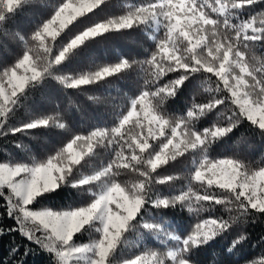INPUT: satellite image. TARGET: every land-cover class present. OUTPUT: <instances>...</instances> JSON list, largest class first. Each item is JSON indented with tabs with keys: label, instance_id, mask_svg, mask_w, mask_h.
<instances>
[{
	"label": "snow or ice",
	"instance_id": "snow-or-ice-1",
	"mask_svg": "<svg viewBox=\"0 0 264 264\" xmlns=\"http://www.w3.org/2000/svg\"><path fill=\"white\" fill-rule=\"evenodd\" d=\"M28 3L0 0V33L23 45L12 62L0 66V136L66 128L58 115L9 127L28 92L48 79L64 89L82 90L139 70L143 84L110 126L73 134L42 159H0V208L14 221L8 232L43 249L52 264H195L194 253L230 231L240 217L264 215V162L209 155L242 122L264 137V10L255 12L264 0H138L125 5L122 14L99 19L94 18L109 0H57L30 35L9 33L7 22ZM132 31L152 41L143 60L120 56L87 71L62 74L91 43ZM198 76L215 78L214 88H204L210 93L206 101L197 99L193 82ZM186 89L192 91L191 101L181 114L170 113L167 105ZM213 115L215 121L197 127ZM100 150L108 153L107 162L84 171ZM186 155L192 157L186 190L156 194L154 185L175 179L160 177L157 170ZM127 174L135 178L121 181ZM64 188L75 190L82 202L37 207ZM177 206L198 217L186 235L175 234L163 217L149 212ZM216 206L236 215L200 218ZM4 232L0 228V235ZM85 233L90 239L78 242ZM132 233L135 245L129 240ZM147 237L165 250L140 247ZM244 239L233 240L227 251ZM18 251L13 247L12 259L0 264H13ZM247 264H264V253Z\"/></svg>",
	"mask_w": 264,
	"mask_h": 264
},
{
	"label": "trees",
	"instance_id": "trees-1",
	"mask_svg": "<svg viewBox=\"0 0 264 264\" xmlns=\"http://www.w3.org/2000/svg\"><path fill=\"white\" fill-rule=\"evenodd\" d=\"M137 2L138 0H109V6L94 19L122 14L126 10L125 5ZM56 3L57 0H29L28 5L7 22L8 32L30 35L36 24L47 17ZM262 10H264V6L257 7L255 12ZM151 46L152 41L141 31L126 32L122 35H111L107 39H98L91 43L81 55L74 57L70 63L66 64L62 74L87 71L95 64L114 62L120 56L143 60L148 54L146 50ZM22 47L23 45L13 41L10 35L6 37L0 33V66L12 62L20 54ZM256 54L260 55L261 53L257 50ZM214 80L213 77L211 81H205L204 76H198L197 80L193 82L198 100L206 101L209 98L210 93L205 92L204 88H214ZM142 84L143 79L139 70L126 73L122 77L110 78L101 85L85 86L82 90L64 89L56 81L46 80L28 92L10 118L9 127L19 126L34 117L58 115L61 122L66 124V128H40L0 136V159L11 158L20 161H29L32 157L42 159L56 148L61 147L73 134H86L98 125L110 126L115 114L124 107L128 98L135 94ZM191 98L192 91L186 89V93H182L175 101L169 102L167 105L169 112L175 115L181 114ZM216 119L217 117L213 115L207 120L199 122L197 127H207ZM233 154L252 164L264 162V137L254 132L247 122H242L223 143L218 142L213 145L209 152V155L214 157ZM108 159V153L100 150L97 156L89 161L84 171H91L101 163H106ZM191 167V155L180 157L162 166L157 170L158 175L160 177L173 176L175 179L169 183L154 185V192L161 196H171L179 194L182 189L186 190ZM134 178L131 174L120 177L121 181H131ZM192 186L200 190L198 185L193 184ZM81 202V197L75 190L64 188L48 195L40 201L37 207L47 206L59 209ZM149 212L157 218L163 217V220L171 225L170 230L175 234L186 235L198 219L195 214L189 213L187 208L181 209L179 206L169 209L150 208ZM234 215H236L235 211L230 213L223 206H216L201 212L200 218L222 216L224 219H229ZM13 226L14 221L4 214L3 208H0V228L5 229L4 234L0 235V260L5 262L11 260V249L16 247L19 251L13 264H21V262L23 264H52L51 257L43 249L27 241L18 232L7 231ZM241 235L245 236V239L229 253L227 248L231 246L233 240ZM88 239L90 236L87 233L77 238L78 242H86ZM129 240L135 245L136 234H130ZM140 247L165 250L164 246L152 237H147L146 243ZM26 249L28 250L27 255H25ZM261 253H264V215H255L240 217L232 224L230 231L196 251L193 260L195 264H247V261L257 258ZM127 254L129 253L126 252L125 255Z\"/></svg>",
	"mask_w": 264,
	"mask_h": 264
}]
</instances>
